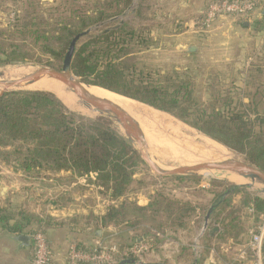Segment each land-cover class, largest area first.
<instances>
[{
    "label": "trees",
    "instance_id": "trees-1",
    "mask_svg": "<svg viewBox=\"0 0 264 264\" xmlns=\"http://www.w3.org/2000/svg\"><path fill=\"white\" fill-rule=\"evenodd\" d=\"M132 1L97 0L100 5L93 9V14L87 8L84 12L76 9L74 17H78V21L73 17L71 22V19L63 20L53 27L43 17L31 13L26 20L18 19L12 26V33L16 38L25 36L33 47L52 53L62 63L71 40L78 33L121 15ZM140 34L124 22L101 29L98 35L78 40L71 60L73 74L85 83L174 115L200 133L244 155L248 162L264 171V105L243 106L227 102L223 105L215 102L201 105L191 98L189 90L183 88L181 80L176 81L172 77L174 90L170 91V87L154 86L137 79L135 64L128 66L123 56L131 53L135 38H139L138 43L143 40ZM22 46L25 47L13 42L3 50L0 47L1 65L31 58L32 50L25 49L24 53ZM259 93L264 95V89ZM193 106L203 108L195 110ZM194 113L198 116L190 118ZM250 113L254 117L251 118ZM141 164L138 150L113 123L72 112L51 92L15 90L0 95V165L12 167L29 177L52 176L68 170L79 175L95 172L100 183L111 191L112 197H123L108 209L106 222L115 225L127 222L139 227L157 221V225L165 228L188 227L191 210L166 194L156 193L147 207L139 206L127 197L128 191L135 190L132 188L133 176ZM242 191L241 186H232L221 202L229 204L231 198ZM244 202L254 208L253 220L259 223L260 217H264V198L246 194ZM20 216L33 219L24 211ZM0 218L7 221L8 216L3 214ZM15 225L9 229L20 230V226ZM141 230L145 242L151 244L155 241L150 230L144 227ZM133 240L138 243L135 238ZM149 251L139 255L115 254L114 260L104 264H114L116 257L137 259Z\"/></svg>",
    "mask_w": 264,
    "mask_h": 264
},
{
    "label": "crops",
    "instance_id": "crops-1",
    "mask_svg": "<svg viewBox=\"0 0 264 264\" xmlns=\"http://www.w3.org/2000/svg\"><path fill=\"white\" fill-rule=\"evenodd\" d=\"M212 1L216 0H133L132 4L135 3L137 10L141 8L142 12L149 9L147 2H157V6L164 4L156 11L157 14L160 11L156 15L157 20L167 7L166 23L158 22L157 25L154 22L160 33L161 28L167 25L166 42L159 47L156 45V50L161 51L156 55L152 53V56L171 58L173 78L182 81L183 88L191 92L192 99L201 105L213 102L217 105L225 102L243 106L264 105V95L259 93L264 89V11L244 18H218L209 29H204L200 24ZM191 46L196 49L190 51ZM153 47L151 51L155 49ZM250 117L254 114L250 113ZM133 178L134 181L139 180L137 174ZM36 182L38 184H34ZM198 185L202 188L208 186L207 183ZM147 188L146 193L130 190L127 197L137 205L147 207L156 193L165 194L159 192L158 187ZM231 190L229 188L222 196ZM202 197L172 198L191 210L188 227L165 228L157 225V221L139 227L127 222L115 225L106 222L105 216L108 209L123 197H112L111 191L100 183L98 173L79 175L68 170L52 176L29 177L12 167H3L0 171V215L5 214L8 218L7 221L0 218V264H31V239L27 244L16 237L21 234L30 237L36 230L44 232L52 247V264L65 263L73 244L93 251L100 242L116 244L117 238L122 239L118 242L122 250L145 243L150 251L137 259H118L115 264L127 259L132 261L125 264H224L200 243L204 234L214 239L218 233V229L212 232L214 228H208L215 216L217 202L209 205V210L203 213L202 226L198 224L195 227L200 216L196 206L205 208L206 204L207 198ZM250 209L246 215L253 221ZM23 211L33 219L21 217ZM15 224L20 226V230L11 231L9 227ZM142 227H148L151 235L155 236L151 244L145 242L144 235L139 232ZM197 237L201 245L199 253L196 251Z\"/></svg>",
    "mask_w": 264,
    "mask_h": 264
},
{
    "label": "rangeland",
    "instance_id": "rangeland-1",
    "mask_svg": "<svg viewBox=\"0 0 264 264\" xmlns=\"http://www.w3.org/2000/svg\"><path fill=\"white\" fill-rule=\"evenodd\" d=\"M96 1L97 0H0L1 50L5 49L13 42H17L22 45L24 44L25 47L24 46L21 47L24 53L26 51L25 49L30 48L32 50V53H30L31 58L27 59L26 61L6 63L1 65L3 61L1 58L0 72H2L3 70L9 67L12 68L20 65H32L35 67L47 66L51 68L60 69L63 65V62L61 63L59 60L54 58L52 53L44 52L42 49L36 46L33 47L29 43L27 38H24L25 36L23 37L21 35L18 36L17 38L14 37L12 33L13 31L12 26L18 21V19L26 20V17H28V15L31 13L35 15H39L44 19H46L51 25V27L57 25L59 22H63V20L67 21L71 19L70 20L71 22L73 20L72 18L77 14L75 12L76 9H79L80 12H84L85 10L88 9L89 13L93 14V9L99 7L100 5V4L98 5ZM147 3L149 9L147 10L144 9V12H142L141 8L140 10H137L136 4L133 3L125 10L126 14L122 13L121 15H117L109 20H106L103 23L90 26L89 28H87L89 30V33L81 37L80 39L91 35H98L101 29H107V27L118 26L124 22H127L128 25H130L131 27L133 26L141 33L140 35L143 38V40L140 39L141 41L140 43H138L137 41L139 38L134 39V42L131 44L132 46L131 53L123 56V60L125 64H128V66L135 64L136 67L135 76L137 77V79L139 80L143 79L144 82L151 83L154 86H162L165 88L170 87V91H173L174 87L171 86L172 84L171 78L174 77V74L172 73L174 70L173 69L174 64L172 63L171 58H168L167 56H159V57L154 55L152 56V53L156 55L158 51H161V50L157 51L156 47L166 42L165 31L167 29L166 27L167 25L161 28L162 30L161 33L159 30H157V28L154 25L156 22L157 25L158 22L166 23L165 17H168V14L165 12L166 11L165 9H167V7L163 9V14L159 15L160 19L157 20L156 15H158L160 11L158 14L156 13V11L158 9L163 8L164 4H161V6L159 5L157 6L156 5L157 2H147ZM74 19L78 21V17H74ZM51 27H49V29ZM151 46H154L153 48H155L152 51L150 49ZM179 63H182L181 59H179ZM167 75L170 77V79ZM93 86L100 88V86L97 85H93ZM12 89L14 91L40 90V89H31V88L17 87V86ZM40 91H47L53 93L52 90H40ZM123 97H125V95ZM67 108L70 111L85 116L87 118L108 120L111 123H113L122 134L124 133V130L120 127V125L105 114H102L100 112H98L97 114L96 112L95 114L87 115L72 110L69 107ZM202 108L203 107L200 106L198 107L193 106V109L195 110ZM158 111H160L161 113L163 112L164 114L170 116L174 121L183 124V126L185 125L187 128L194 130L195 132H197V134L207 137L206 135L200 133L198 130L191 127L190 125L180 121V119H178L174 115L159 109ZM196 116H198V114L194 113V115H191L189 117L194 118ZM211 140L214 141L216 144L220 145L221 147H224L225 149L232 152L235 155V158L246 160L244 155L232 151L228 147L218 143L213 139ZM132 144L136 149L139 148V145L137 143H132ZM148 145L152 158L161 167L166 169H171L174 168L176 165H179L177 161H175L173 158L170 159L165 157V155L162 154L161 152V148L160 150H158L159 148H155L153 145H151V143H149V141H148ZM141 161L142 164L136 167L135 169V174H137V178L139 180L134 181L132 188L140 192L144 191L146 193L145 190H148L147 187H158L160 190L159 192H163L166 195L171 196L172 198L178 200L184 199L185 197L195 198V197L203 196L202 197L203 199L207 198L205 208L203 207V205H201V207L196 206V209L200 210V214H199L200 216L197 217V222L195 223V227L196 226L198 227L199 226L198 224H201L203 213L209 210L210 207L209 205H215V203L217 202L216 207H218V209L214 214L215 215L214 218L212 219V221H210L211 223L208 228L210 229L216 228L218 229V233L216 234V237L214 239H210L207 237V235L204 234V237L201 238L200 243L206 245L208 247V250H210V252L213 254V257L222 263L233 261V264H248L250 263V261L254 262L256 260L251 249H247L246 258L244 260L240 259L239 249L242 248L243 246L249 245L252 237L251 232H254V230H256L259 225L264 224V217H260L259 223H257L255 220L250 221L249 219H247L248 216L246 215V212L248 210L249 213V207L244 204L245 203L244 197L246 196V194L249 195L251 194V196L257 195L264 198V184L261 181H259L258 179H251L247 181L243 180L241 182L236 183L234 179L228 180L219 177L217 175H207L210 172L207 170L200 171L195 174H187V175L158 176L150 169V167L142 158ZM189 165H194V164H189ZM3 167L4 166L0 165V171L3 169ZM201 183H207L208 186L202 188L201 186L198 185ZM34 184H38V183L36 182ZM234 185L241 186L243 188V191L233 196L229 204L222 203L221 201L223 199L222 198L223 196H221V194L225 189L227 190L229 188H232V186ZM144 224L150 225L149 222ZM147 229L149 230L148 227H146V230ZM139 232H142V230ZM120 239L121 238H117L116 239L117 243L113 245L119 244L120 243L119 241L122 240ZM263 245H264V239H263ZM119 248L121 247L119 246ZM117 255L121 256V253H117ZM262 259L264 261V252L262 254ZM117 260L118 257L115 258L114 264L117 262Z\"/></svg>",
    "mask_w": 264,
    "mask_h": 264
},
{
    "label": "bare ground",
    "instance_id": "bare-ground-1",
    "mask_svg": "<svg viewBox=\"0 0 264 264\" xmlns=\"http://www.w3.org/2000/svg\"><path fill=\"white\" fill-rule=\"evenodd\" d=\"M35 69L36 67L32 65L9 67L0 72V81L23 77ZM82 86L92 95L102 99H108L112 103L128 110L141 123L149 143L155 148H159L158 150L161 148V152L165 157L173 158L177 161L179 165L176 166L196 164L204 161L235 159V155L229 150L216 144L211 139L197 134V132L187 128L185 125L183 126V124L174 121L163 112L161 113L147 105L84 82H82ZM17 87L52 90L70 109L87 115L96 113L95 109L86 104L81 97L73 93L72 88L48 76L18 85ZM2 90H4V85L0 84V91ZM207 175H217L228 180L234 179L236 183L243 180H251V178L241 177L229 171L211 170Z\"/></svg>",
    "mask_w": 264,
    "mask_h": 264
},
{
    "label": "water",
    "instance_id": "water-1",
    "mask_svg": "<svg viewBox=\"0 0 264 264\" xmlns=\"http://www.w3.org/2000/svg\"><path fill=\"white\" fill-rule=\"evenodd\" d=\"M89 30L82 31L78 33L70 42L69 48L66 52L63 65L60 69L51 68L47 66H39L36 67L34 71L30 74H27L23 77L12 79L8 81H0V84L4 85V90L0 91V95H3L5 92H9L13 90L12 88L27 83L39 80L44 76H48L49 78L55 79L61 83L68 85L72 88L73 93L78 95L84 100L86 104L95 109L96 112H100L102 114L107 115L109 118L116 121L120 127L124 130V136L129 139L132 143H137L139 148L137 149L140 157L147 163L150 169L158 176H173V175H187V174H195L200 171H229L236 173L241 177H248L251 179H258L264 184V171L257 166L251 164L246 160H242L239 158L226 160V161H204L199 162L194 165H182L176 166L172 169H164L161 167L151 156L149 151L148 141L144 132V129L141 123L125 108L120 105L114 104L108 99H102L95 95H92L82 86L81 79L73 74L71 70V60L74 53V49L77 41L87 35ZM196 47L191 46L189 48L190 51H194ZM1 76V73H0ZM85 83V82H84ZM102 88V87H100ZM107 91L113 92L106 88H103ZM14 91V90H13ZM116 93V92H113ZM119 94V93H117ZM122 95V94H120ZM124 96V95H123ZM128 97V96H125ZM130 98V97H128ZM136 100L134 98H130ZM152 109L158 111L157 108L150 106L144 102L136 100ZM238 186V185H237ZM4 191L5 188L3 187ZM213 207L210 209L212 211ZM209 211V212H210ZM209 216V215H208ZM216 230L214 228L212 232ZM22 243H29L30 237L28 235H18L16 237ZM132 260H124L119 264H125L127 262H131Z\"/></svg>",
    "mask_w": 264,
    "mask_h": 264
},
{
    "label": "built area",
    "instance_id": "built-area-1",
    "mask_svg": "<svg viewBox=\"0 0 264 264\" xmlns=\"http://www.w3.org/2000/svg\"><path fill=\"white\" fill-rule=\"evenodd\" d=\"M262 11H264V0H216L209 4L205 18L200 26L204 29H209L218 18H224L226 16L244 18L256 12L261 14ZM250 213H254L253 207H251ZM251 236L249 245L239 249L240 259L244 260L247 249H251L256 258V264H264L262 259L264 252V224L259 225L254 232H251ZM30 239L33 246L31 264H52L54 258L53 250L44 232L42 230H36L30 234ZM195 243L196 251L199 253L201 250L199 237H197ZM147 249L148 246L145 243L134 244L127 250H122L117 245L100 242L93 251H87L73 244L70 247L68 259L63 264H104L112 261L113 256L117 253L122 254L127 252V254L139 255ZM224 264H233V261Z\"/></svg>",
    "mask_w": 264,
    "mask_h": 264
}]
</instances>
